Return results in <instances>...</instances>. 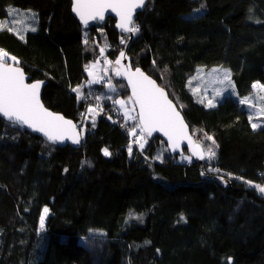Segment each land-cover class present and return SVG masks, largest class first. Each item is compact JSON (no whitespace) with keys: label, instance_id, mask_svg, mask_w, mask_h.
I'll return each mask as SVG.
<instances>
[{"label":"trees","instance_id":"1","mask_svg":"<svg viewBox=\"0 0 264 264\" xmlns=\"http://www.w3.org/2000/svg\"><path fill=\"white\" fill-rule=\"evenodd\" d=\"M11 7L33 11L37 29L21 39L0 28V49L83 141L61 148L0 117V264H264V116L242 102L264 85V0H148L132 36L113 18L83 28L71 0H0V20ZM101 49L168 91L202 162L159 134L129 154L138 120L114 103L131 96L124 78L85 84ZM199 65L228 67L239 98L201 102L190 86Z\"/></svg>","mask_w":264,"mask_h":264},{"label":"snow or ice","instance_id":"2","mask_svg":"<svg viewBox=\"0 0 264 264\" xmlns=\"http://www.w3.org/2000/svg\"><path fill=\"white\" fill-rule=\"evenodd\" d=\"M144 4L145 0H74L73 11L87 25L89 20L103 21L105 12L111 9L112 12L119 16L120 22L117 27L124 32L135 33L139 29L134 23L133 16L137 9L143 8ZM32 16L35 17V14L32 13ZM30 30L35 31L36 28L31 27ZM20 38L24 39L22 35ZM103 51L104 49H101V52ZM120 56L123 58L124 53L121 52ZM9 59L18 63L15 57H9L7 52L0 50V114L12 124L27 126L34 131L43 133L53 143L71 139L73 143L78 144L80 142V134L76 130V125L72 121L64 119L63 116L53 114L41 104L39 91L42 82L26 83L23 70L19 67L11 66L8 62ZM116 64L120 65L119 59L116 60ZM95 67L96 65L89 66V75H94L93 69ZM219 71L220 69H213V72ZM116 74L127 75L128 83L132 87V96L128 99L132 102V105H139L138 114L132 115L131 112L135 111L134 107H128L125 100L114 101L120 108L124 109L126 120H138V123L129 129V134L137 137L136 128L140 129L138 139L135 142L139 144L141 150L147 143L145 135L151 136L155 131L163 132L168 137L173 150L179 147L182 139L187 138L189 144L193 143L191 138L188 137L187 126L183 123L179 113L175 111L171 101L167 100L163 90L158 88L154 81L145 76L140 69H136L135 72H122L117 68ZM230 75L231 73L228 70H224V80H229ZM92 82L98 81L94 79ZM109 87L112 88L111 85ZM253 88L264 89V85L256 83ZM112 90L114 91L115 89L112 88ZM73 91L79 92L80 88H74ZM216 95H220V92L218 91ZM261 99H264V97H261ZM242 102L247 103L249 101L245 100ZM207 106L214 107L212 100L208 101ZM92 111L93 109L90 107L88 112L91 113ZM259 113L264 114V105L260 107ZM258 126L257 124L252 125L254 129ZM208 139L211 140L212 138L208 137ZM103 152L105 156L110 155L107 149H104ZM128 152L131 155V145L128 148ZM194 154L199 156L200 159H204L205 152L200 145H195ZM207 155L211 158L215 156V153L211 148H208ZM188 159L190 160L191 158L189 157ZM256 187L264 192V188L259 185ZM43 211L44 215L40 218L41 229L44 228L45 217L49 209L45 207Z\"/></svg>","mask_w":264,"mask_h":264},{"label":"rangeland","instance_id":"3","mask_svg":"<svg viewBox=\"0 0 264 264\" xmlns=\"http://www.w3.org/2000/svg\"><path fill=\"white\" fill-rule=\"evenodd\" d=\"M13 10H15V11H13ZM32 13H34V12L31 10H28V9H20V8L11 7L9 9L8 18L4 19V20H0V28L8 27L12 31H14L16 34H18L19 36L22 35L24 37L26 35V33L31 31L30 30L31 27H35L37 29V15L34 13L35 17H33ZM105 55L106 54H105V50H104L98 59L89 63V65L86 68L88 78H87V81L85 82V84L89 85V84L101 83L104 81L107 82L106 80L108 78L112 79L113 77H120L121 76V75L116 74V70H117L116 60L120 59L121 56L119 55L116 59L112 60L108 57H104ZM9 57H12V56L9 55ZM123 59H125V58L123 57ZM16 61H18V60L16 59ZM8 62L10 64L18 65V63H15L14 61H11L10 59ZM91 65H96L95 69H93L94 75H89L88 68ZM213 69H220V71L219 72H213ZM224 70H228L230 72V69L228 67H225V66H218V65L212 66V67H206L203 65L197 66L196 73L192 76V78L190 80V86H191L194 94L197 96V98L199 100L203 101V103H205L206 105L208 104L209 100H212V102L215 106L217 104V102L226 95H232L235 98H239L238 94L235 90V87L232 83L231 75H230L229 80H224V76H223ZM94 79H96L98 82L93 83L92 81ZM218 91L220 92V95H216V93ZM261 97H264V89H254V92L251 95H249L246 99L243 100V101H245V100L249 101L246 104L248 106H250V110L252 112L253 117L254 116H257V117L264 116V114L259 113L260 107L262 105H264V99H261ZM118 100H125L127 102L128 107H130V108L134 107L135 108V111L131 112V114L132 115L137 114L136 105H132V102L129 101L128 98L127 99L120 98ZM91 108L93 109V111L91 113L98 111L97 107L91 106ZM119 108H120V106H119ZM120 109L124 115V109H122V108H120ZM99 110H100V108H99ZM87 113H89L88 110H87L86 114ZM86 114H84V115H86ZM124 117H123V120H124ZM125 120H126V118H125ZM126 121H133V120H126ZM260 124H262V121ZM80 130H81V126H80ZM136 132H137V139H138L140 129L136 128ZM81 133H82V130H81ZM192 135H193L194 139H196V133L192 132ZM145 138L148 141L150 136L145 135ZM136 140L134 139V141L131 145L132 153L133 152L135 153L136 151L141 150L139 147V144L135 142ZM187 158L188 157H186V159ZM43 215H44V211L42 213V216ZM45 219H46V217H45Z\"/></svg>","mask_w":264,"mask_h":264},{"label":"water","instance_id":"4","mask_svg":"<svg viewBox=\"0 0 264 264\" xmlns=\"http://www.w3.org/2000/svg\"><path fill=\"white\" fill-rule=\"evenodd\" d=\"M71 1H72V12H73V15L75 16V18L78 20V22L81 24V26H82L83 28H89V27H91V26H93V25H95V24H97V23L104 25V24L106 23V21H107L108 18H113V19L115 20V28H116V30L118 31V33L123 34V35H129V36H132V35H133V33L124 32V31H122L120 28L117 27V25H118L119 22H120V20H119V16H118L115 12H112L111 9H109V10H107V11L105 12V18H104L103 21H100V20H89L88 24L85 25V24L83 23V21L80 19V17L77 15V13L73 11V8H74V0H71ZM147 4H148V0H145V4H144L143 8H142V9H137V10L135 11L134 16H133L134 23L136 22V19H137V17H138V14L141 13V12H143V11L145 10ZM119 60H120V65H117V68H119L122 72H135L136 69H140V71H141L145 76H147L150 80H152V81L155 82V85H156L158 88H160V89L163 90V92H164L165 95H166L167 100L171 101L173 107L175 108V111L179 113L180 117H181L182 120H183V123L187 126V127H186V131H187L188 137L191 138V140H192L193 143H192V144H189L187 138L182 139V140H180L179 147H177L175 150H173V149H172L171 141H169L168 137L165 136L163 132L155 131V132H153L151 135L159 134V135L164 139V141L166 142V144H167V146H168L169 151H170L173 155H181V154L184 153V150H188L189 154H190V155H191V156H192L197 162H202L204 159H200L199 156H197V155L194 154V147H195V145H198V144L195 142V139H194V137H193V135H192V133H191L190 126H189V124L187 123V121H186V119H185V117H184L182 111L180 110L179 106L177 105V103H176V102L170 97V95L168 94V91H167L164 87H162L161 85H159L158 82H157L152 76H150L148 73H146V72H145L144 70H142L140 67H136V68H134V67L130 64V62H129L127 59L120 58ZM9 64H10V63H9ZM10 65L13 66V67H19L20 69L23 70L24 75H25V78H26V79H25V82H26V83H33V82L40 81V80H31V78H32V77H31V74L28 73V72L25 70L24 67H22V66H20V65H16V64H10ZM121 76L124 78V80H125V82H126V85H127L128 89H129V91H130V95L132 96V87H131V85L128 83L127 75H121ZM40 82H41V81H40ZM43 86H44V85H43V82H42V84H41V88H40V91H39V99H40L41 104L43 105V107H44L45 109H47L48 111L52 112L53 114L63 116L64 119L72 121L73 124L76 125V130H77V132L80 134V142L77 144V143H73L71 139H65V140H63V141H61V142L53 143V142L49 141V140L47 139V137H46L43 133H41V132L34 131L32 128H29V127H27V126H20V125H17V126L21 127L22 129H25V130L29 131L30 133H32V134H34V135H36V136H39V137L43 138V139H45L47 142H49V143H51V144H55V145H57V146H59V147H61V148L66 147V146H68V145L72 146L73 148H79V147L81 146V144H82V141H83V135H82V133H81L80 126H79L74 120L65 117L62 113H57V112H55V111L49 109V108L44 104V102H43V100H42ZM136 110H137V114H138V112H139V105H138V104H136ZM0 117L8 121V119H7L6 117H4L2 114H0ZM8 122H9V121H8ZM15 125H16V124H15ZM201 149H202V148H201Z\"/></svg>","mask_w":264,"mask_h":264},{"label":"built area","instance_id":"5","mask_svg":"<svg viewBox=\"0 0 264 264\" xmlns=\"http://www.w3.org/2000/svg\"><path fill=\"white\" fill-rule=\"evenodd\" d=\"M100 109H101V107H100ZM82 114H85V112H83ZM122 118H123L122 113H119V114L117 115V119H116V121H119V120H121ZM77 124L80 126V123H77ZM134 139L136 140L137 137H133V136L130 137V145H132ZM139 151L142 152V150H139ZM139 151H136V152H139Z\"/></svg>","mask_w":264,"mask_h":264}]
</instances>
